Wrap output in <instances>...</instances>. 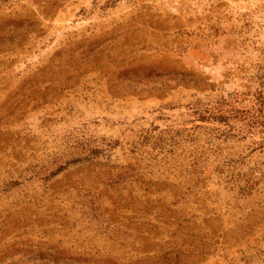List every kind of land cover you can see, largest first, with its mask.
I'll return each instance as SVG.
<instances>
[{
    "label": "rangeland",
    "instance_id": "rangeland-1",
    "mask_svg": "<svg viewBox=\"0 0 264 264\" xmlns=\"http://www.w3.org/2000/svg\"><path fill=\"white\" fill-rule=\"evenodd\" d=\"M0 264H264V0H0Z\"/></svg>",
    "mask_w": 264,
    "mask_h": 264
}]
</instances>
